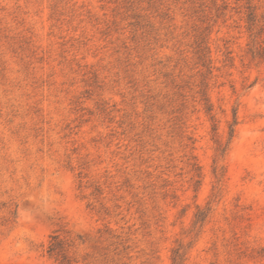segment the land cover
Segmentation results:
<instances>
[{"label": "rangeland", "instance_id": "obj_1", "mask_svg": "<svg viewBox=\"0 0 264 264\" xmlns=\"http://www.w3.org/2000/svg\"><path fill=\"white\" fill-rule=\"evenodd\" d=\"M248 1L0 0V264H58L54 233L73 264H264Z\"/></svg>", "mask_w": 264, "mask_h": 264}, {"label": "trees", "instance_id": "obj_2", "mask_svg": "<svg viewBox=\"0 0 264 264\" xmlns=\"http://www.w3.org/2000/svg\"><path fill=\"white\" fill-rule=\"evenodd\" d=\"M249 23H250V32L252 37V46H251V53L254 58H264V42L260 40L261 34L264 32V21L263 25H259L258 22V14H257V7L253 3V0H249ZM198 56L200 62L203 66L211 68V58H210V48L207 45L206 37L201 34L198 37ZM207 101L209 99L206 97ZM210 105V104H209ZM208 109H211L209 106ZM238 123L237 112L234 111L233 122L230 125V132H229V142H231L232 138L235 135V126ZM218 164L215 166L214 171L218 180H222L224 176L223 166H221V172H218ZM220 191H217L210 201L205 206H198L197 212L195 213V219L193 222V228L191 229V233H194V236H198L201 232L202 227L206 223L207 219L211 215L213 211V204L216 201L217 197L219 196ZM185 245L182 241L178 243L172 250V264H185L188 248L191 247ZM48 252L50 256L55 257L58 261V264H73L74 260L70 255V245L66 242L65 239L61 238L59 234L54 233L51 235L50 245Z\"/></svg>", "mask_w": 264, "mask_h": 264}]
</instances>
